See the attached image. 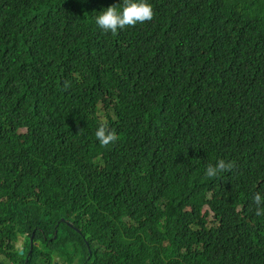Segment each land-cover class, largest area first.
Here are the masks:
<instances>
[{
  "label": "trees",
  "instance_id": "16d2710c",
  "mask_svg": "<svg viewBox=\"0 0 264 264\" xmlns=\"http://www.w3.org/2000/svg\"><path fill=\"white\" fill-rule=\"evenodd\" d=\"M147 3L0 0V264H264V0Z\"/></svg>",
  "mask_w": 264,
  "mask_h": 264
},
{
  "label": "clouds",
  "instance_id": "9594fccd",
  "mask_svg": "<svg viewBox=\"0 0 264 264\" xmlns=\"http://www.w3.org/2000/svg\"><path fill=\"white\" fill-rule=\"evenodd\" d=\"M120 7H122V10L118 11L117 9ZM153 18L154 11L152 6L147 3V0H122V4L109 6L96 16L95 23L105 34L111 33L115 35L118 30L150 22ZM65 87L67 88L68 85L66 84ZM95 136L102 147H107L118 141V136L115 130H110L105 123L99 125L98 130L95 132ZM234 168L235 162H226L221 159L218 161L217 165L213 166L209 164L207 166L205 176L207 178H216L219 174L231 172ZM253 204L255 205L254 214L257 217L264 215V195H262L260 191L255 193ZM22 239L25 241L24 238ZM16 247L19 254L20 251L23 250L25 255L24 242H22V247H19L18 243L16 244Z\"/></svg>",
  "mask_w": 264,
  "mask_h": 264
},
{
  "label": "rangeland",
  "instance_id": "374dc122",
  "mask_svg": "<svg viewBox=\"0 0 264 264\" xmlns=\"http://www.w3.org/2000/svg\"><path fill=\"white\" fill-rule=\"evenodd\" d=\"M22 242H24V240L22 238H20L19 242H18V246L22 247Z\"/></svg>",
  "mask_w": 264,
  "mask_h": 264
},
{
  "label": "water",
  "instance_id": "95a60500",
  "mask_svg": "<svg viewBox=\"0 0 264 264\" xmlns=\"http://www.w3.org/2000/svg\"><path fill=\"white\" fill-rule=\"evenodd\" d=\"M31 242L33 241V238H31V240H30ZM24 255V251L23 250H21L20 251V256H23Z\"/></svg>",
  "mask_w": 264,
  "mask_h": 264
}]
</instances>
